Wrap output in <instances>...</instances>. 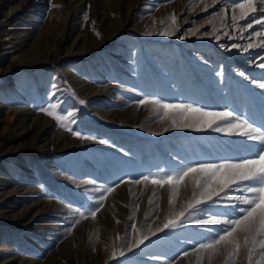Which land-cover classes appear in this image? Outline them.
Segmentation results:
<instances>
[{
    "label": "rangeland",
    "instance_id": "obj_1",
    "mask_svg": "<svg viewBox=\"0 0 264 264\" xmlns=\"http://www.w3.org/2000/svg\"><path fill=\"white\" fill-rule=\"evenodd\" d=\"M211 2L0 0V264H169L185 250L189 255L176 264H225L224 257L191 251L209 235L205 228L222 225L189 223L127 251L131 237L150 235L179 211L190 187L179 185L171 205L167 185L123 183L107 192L122 177L162 176L179 163L177 155L207 160L242 153L245 138L174 127L158 106L137 103L144 95L206 110L226 105L259 122L264 99L248 89L264 90L237 72L259 78L264 69L251 61L264 49L221 45H246L233 37H247L260 25L240 32L218 18L210 25L228 0L203 11ZM212 27L219 40L200 35ZM57 97L62 103L49 107ZM47 111L61 115L63 125ZM67 128L109 143L80 139ZM101 194L107 199L95 218L80 215V206H94ZM132 224L139 231L130 236ZM236 264H246L243 255Z\"/></svg>",
    "mask_w": 264,
    "mask_h": 264
},
{
    "label": "snow or ice",
    "instance_id": "obj_2",
    "mask_svg": "<svg viewBox=\"0 0 264 264\" xmlns=\"http://www.w3.org/2000/svg\"><path fill=\"white\" fill-rule=\"evenodd\" d=\"M221 0H212L211 3L204 4L203 11ZM231 12V16L228 13ZM219 19L224 27L236 29L237 32L247 31L253 25H260V30H253L245 37L240 35L234 39H247L249 43L225 44L221 45L226 50L232 48L247 52L252 48L264 49V42L254 43L253 38L264 37V0H228L226 5H222L212 19L208 20L211 25L213 21ZM231 21L229 23L228 21ZM247 21L239 24V21ZM176 17L173 15L172 22L175 23ZM185 31H188L186 29ZM217 29L210 28L207 32L200 33L201 36H215ZM163 36L175 35V32L161 31ZM223 35H229L223 32ZM196 35V31H192ZM181 34L178 39H184ZM219 40V36H215ZM264 51L257 53V58L251 61L257 67L264 69ZM204 63H207L205 60ZM217 75H224L222 70H216ZM237 75L244 81L254 85L256 89L264 90V73L259 78L238 71ZM55 85L53 88L55 89ZM249 96L255 98L259 95L264 99V91L258 94L251 88L248 89ZM56 92L49 93V97L55 96ZM62 101L57 97L55 101H50L48 106L55 108ZM83 104V101H80ZM140 105L158 106L163 118L171 119L174 127H182L194 131L202 132L211 130L222 132L229 136H239L245 138L242 141V153H237L231 157L210 158L207 160H190L179 155L174 156V160H179L178 164L170 166L162 176L158 173L149 171L136 177L126 176L109 186L107 192L114 191L123 183L151 184L159 188L165 185L171 189L172 198L169 204H173L178 192V186L183 184L185 188H191V198L185 201L179 211L170 217L155 231L149 229L150 235H142L138 239L131 237L132 243L127 246V251L131 252L134 248H139L149 240L151 236L165 230H175L186 226L189 223L202 225H222L217 228H205L204 231L209 235L195 241L191 251H203L215 256L225 258V264H236L242 255L246 259V264H264V106L260 107V119L257 122L254 115L250 113L236 114V109L220 111L206 110L203 106H196L194 103L184 102H165L164 98L156 96H142L137 101ZM47 115L64 123L61 115L55 111H47ZM224 121L223 124L220 122ZM73 135L80 139H93L100 144L109 143L105 139L95 136L81 134L78 130L67 128ZM167 132L168 128L165 127ZM255 141V143H249ZM127 155V153H125ZM240 193V195H235ZM107 199V194H101L94 206L81 205L84 209L80 215H91L95 218L96 213L103 206V201ZM210 209H217L212 215H205ZM195 218V219H194ZM119 221H117L118 223ZM78 223L73 220L72 227ZM135 224L129 227V235L138 232ZM113 258L116 253L113 252ZM189 255L185 250L170 260L169 264L176 262ZM120 256H125V251H120ZM157 259V257H153ZM120 264H123L121 261Z\"/></svg>",
    "mask_w": 264,
    "mask_h": 264
},
{
    "label": "bare ground",
    "instance_id": "obj_3",
    "mask_svg": "<svg viewBox=\"0 0 264 264\" xmlns=\"http://www.w3.org/2000/svg\"><path fill=\"white\" fill-rule=\"evenodd\" d=\"M1 178H2V177H1ZM1 178H0V179H1Z\"/></svg>",
    "mask_w": 264,
    "mask_h": 264
}]
</instances>
